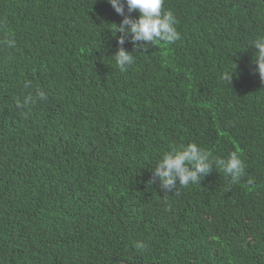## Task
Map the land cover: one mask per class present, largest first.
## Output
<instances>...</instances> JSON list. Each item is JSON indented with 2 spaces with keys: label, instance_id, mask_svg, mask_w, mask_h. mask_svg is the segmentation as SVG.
<instances>
[{
  "label": "trees",
  "instance_id": "1",
  "mask_svg": "<svg viewBox=\"0 0 264 264\" xmlns=\"http://www.w3.org/2000/svg\"><path fill=\"white\" fill-rule=\"evenodd\" d=\"M164 8L181 38L125 43L121 72L108 0H0V264H264V0ZM188 143L244 175L162 189L157 162Z\"/></svg>",
  "mask_w": 264,
  "mask_h": 264
},
{
  "label": "clouds",
  "instance_id": "2",
  "mask_svg": "<svg viewBox=\"0 0 264 264\" xmlns=\"http://www.w3.org/2000/svg\"><path fill=\"white\" fill-rule=\"evenodd\" d=\"M108 3L123 17L119 25L115 24L116 33L120 34L117 41L120 47L112 57L121 72H126L135 63L132 52L125 50V43L131 42L137 50H146L157 42L174 44L181 38L173 12L164 8L165 0H108ZM134 12H139L138 18H132ZM5 43L9 48L15 47V40L10 39ZM251 48L258 50L254 55L255 71L264 82V35L251 41ZM233 74L225 70L220 78L225 83H232ZM31 86V81L24 84L26 89ZM45 99V93L36 90L34 95L25 97L23 104L17 101V106L27 107ZM214 166L233 184L238 183L245 173V164L237 152L230 153L227 159L214 158L196 143H188L173 146L163 154L153 170V179L159 180L162 189L171 191L177 187V181L183 187L200 183L201 178L209 175ZM249 183L252 181L249 180ZM135 247L140 250L145 245L137 242Z\"/></svg>",
  "mask_w": 264,
  "mask_h": 264
}]
</instances>
